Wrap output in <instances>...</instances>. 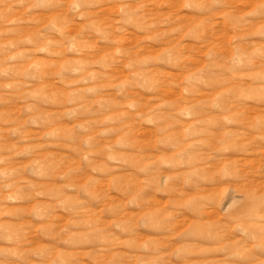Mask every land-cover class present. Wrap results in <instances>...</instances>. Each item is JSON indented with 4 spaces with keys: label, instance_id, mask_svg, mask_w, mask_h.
Wrapping results in <instances>:
<instances>
[{
    "label": "rangeland",
    "instance_id": "374dc122",
    "mask_svg": "<svg viewBox=\"0 0 264 264\" xmlns=\"http://www.w3.org/2000/svg\"><path fill=\"white\" fill-rule=\"evenodd\" d=\"M0 264H264V0H0Z\"/></svg>",
    "mask_w": 264,
    "mask_h": 264
},
{
    "label": "bare ground",
    "instance_id": "6f19581e",
    "mask_svg": "<svg viewBox=\"0 0 264 264\" xmlns=\"http://www.w3.org/2000/svg\"><path fill=\"white\" fill-rule=\"evenodd\" d=\"M241 1H243V2L245 1V2H247V4H248V3L253 2V1H256V2H257V1H262V0H232V2H233L234 4H235L236 2H241ZM230 5H231V4H230ZM232 5H233V4H232ZM243 7H244V6H243ZM238 10H239V9H238ZM240 11H241V13L244 12V11H243V8H241ZM242 159H243V158H242Z\"/></svg>",
    "mask_w": 264,
    "mask_h": 264
}]
</instances>
